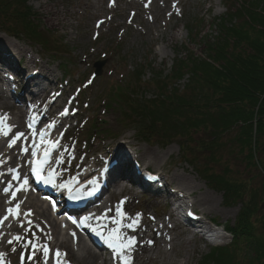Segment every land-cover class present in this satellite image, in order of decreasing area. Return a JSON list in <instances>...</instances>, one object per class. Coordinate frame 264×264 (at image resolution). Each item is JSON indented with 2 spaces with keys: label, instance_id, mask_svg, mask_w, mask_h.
<instances>
[{
  "label": "rangeland",
  "instance_id": "374dc122",
  "mask_svg": "<svg viewBox=\"0 0 264 264\" xmlns=\"http://www.w3.org/2000/svg\"><path fill=\"white\" fill-rule=\"evenodd\" d=\"M28 5L39 18L41 25L55 37L54 40L61 43L65 39L66 49H64L68 51V54L57 55L60 62H54L46 53L42 52L43 57H41L39 48L30 47L25 41H17L1 32L2 45L0 46L3 49V47L7 48L11 42L19 43L35 59L34 67L39 69L40 66L45 65L51 68L53 77L49 78L53 80L55 77V80L52 83L48 81L49 89L56 90L58 99L63 100L65 107L62 111L72 104L69 116L67 119H62L64 123L61 129L66 132L59 158L63 160V173L73 174L77 171L83 173L85 169L89 170L93 167L94 161L100 157L101 163L96 164L99 169L106 160H109L106 157L111 149L124 147L128 152L126 157L132 158L131 161L127 158L128 163H125L129 164L132 170V173H127L130 180L139 183L136 175L139 171H149L151 174L160 175L162 186L156 195L149 192L143 193L137 187L134 189L128 182L122 183L121 180L115 179L119 182L116 184L120 185L122 192L119 189L110 191L113 194L111 207L104 210V222L110 224L112 228L119 227L122 232L124 222L127 225H132L133 220H137L135 224L143 226L146 238L153 236L151 230L157 224L165 222L168 226L172 219L181 222L177 232L171 231L172 236L185 231L186 227L183 225L185 221L180 215V211L182 214L185 213L181 209L177 212L179 217L175 218L172 209L175 205L174 202L180 201L174 195V191H178L180 194L186 193V195L187 192L180 191L183 190V182L180 186L169 181L167 185L165 181L166 179L171 180L174 175H182L191 184L190 189L193 195L190 201L194 204L192 203L193 206L190 210L206 222L202 228L208 229V231L217 229L220 231L225 227H233L241 210V202L236 199L225 202L222 193L213 190L209 183L199 175V171L204 169L206 175L214 178L217 173L220 174L221 170L228 168L229 176L232 179L244 182L240 184L246 185L251 192L260 194L261 200L257 202L258 211L253 219L257 223L255 230L257 234L264 235V151L262 150L264 137H256L255 141L259 147L257 146V155H253L255 158L253 157L252 162L246 158L249 154L248 149H242L236 143L240 134L236 127L220 137V144H224V146L218 149L216 154L211 155V152L208 151L200 153L204 159V163H200V166L183 164L177 144V140L184 138L183 136L169 137V146L165 148L160 145L139 142L132 128H126L119 124L116 111L106 110L102 105L104 100L106 103L109 101L111 89L114 90L113 95L120 94L121 91L124 92L123 83L127 80L132 82L133 78L142 72L143 78L142 81H139L141 84L144 83L143 89L146 90L147 99L155 98L154 87L158 80L159 86L164 80V83H172V97L166 98L171 104L176 100L178 102L189 100L194 104L196 99L202 96L199 107H203L202 103L205 102L203 99L206 96L215 97L216 94L205 88L204 83L198 77L193 76L192 63L206 62L208 58L211 60L208 54L212 53H208V47L215 43L216 38L218 39L221 24L224 27L234 25L238 31L246 35L250 34L252 38L256 39L255 41L264 43V39L257 33L261 28L256 26L252 30L253 26L248 19V17L251 18L253 9L264 10V0H28ZM242 9H244L243 12ZM227 13H232V15L226 18ZM244 43L238 45L230 43L228 54L238 55L241 47L242 50L245 49L246 44ZM2 49H0L1 65L5 64L16 70L14 74H17L18 77H14V88L19 91L25 82L21 78L29 76L28 72H31L30 69L34 67H25L28 55H22L24 60L19 55L18 58L17 56L11 58L9 52H2ZM64 56L66 58H63ZM6 59L11 60L10 64ZM61 59L69 60V65L64 66ZM100 60H104L105 65L101 75L95 77L93 64ZM214 65H218V63ZM63 66L69 70L70 75L67 78L64 77ZM176 71L177 73H175ZM64 99H66V103ZM8 104L14 105L12 101ZM15 109L17 108L14 107L13 110ZM4 112L9 113L0 110V114ZM180 125L182 126H175L179 134H184L181 131L185 130L188 132L192 126L195 127V125L185 122ZM185 126H188L187 129ZM198 127L200 128L197 129ZM198 127L195 128L198 131L189 132L190 137L193 138L196 145L209 144L212 137L209 135L211 132L206 126L198 124ZM92 128H95V131L89 132ZM253 143L255 144V142ZM4 151L6 149L0 150V155ZM153 155H156V161H151ZM219 156L221 157L220 167L215 165V159ZM15 165L14 161L11 165H7V170L1 171L0 175L6 174L4 176L6 181L10 177V170ZM137 167L142 170H136ZM123 168H125L124 165ZM117 170L122 171L121 167L120 169L116 168ZM204 196L208 197V200L195 203L197 199ZM121 201H123L122 204ZM118 205L125 214L119 225L112 223L114 219H120L116 214ZM181 205L183 207L184 204L181 203ZM174 222L176 223V221ZM127 230L129 232L136 231L132 227H127ZM35 231L27 233V228L20 225L15 233L16 236L23 233L26 234V238H35L34 240H36ZM37 231H40L39 227H37ZM192 235H195L194 242L184 257H181L182 250L176 244L171 252L167 251L168 246L163 243L162 251L172 255L169 257L176 260L178 264H183L184 258L188 264H210L212 261H214L213 264H220L217 257L218 250L225 251L224 254L227 257L225 259L227 263L223 262L225 264L229 262L231 264H249L250 262L251 254L248 248L241 247L240 243L239 247L234 250L230 244L231 238L228 233H224L225 236L221 240H210L213 244L206 243L195 233ZM8 238L9 236L4 241L6 248L1 250L5 252L3 264H22L21 256L24 249L7 247ZM25 241L27 239L24 240L23 245L27 246ZM142 242L149 245L145 239ZM148 249L149 252L145 256H157L155 250L150 252L151 247ZM43 255V250L34 258L33 255L28 254L25 264L50 263V260L45 262ZM103 257L98 255L99 262ZM233 257L234 259L231 261ZM156 259L151 264H161V259L159 257Z\"/></svg>",
  "mask_w": 264,
  "mask_h": 264
},
{
  "label": "trees",
  "instance_id": "16d2710c",
  "mask_svg": "<svg viewBox=\"0 0 264 264\" xmlns=\"http://www.w3.org/2000/svg\"><path fill=\"white\" fill-rule=\"evenodd\" d=\"M227 14L226 18L232 15V13ZM33 17L31 8L27 6V0H0V27L7 26L12 32L21 29L25 33L46 39L37 31ZM248 19L253 26L252 30L256 26L261 28L257 33L264 39V10L253 9L251 18L248 17ZM229 26L224 27L221 24L222 29L219 28L218 39L216 38L215 43L208 47V53H212L208 54L211 60L208 58L206 62L192 63L193 76L198 77L204 83L205 88L216 94L215 97L206 96L203 99L204 108L199 107L202 96L197 98L194 104L189 100L186 102L176 100L171 104L166 98L172 97V93L167 94V91L172 92L173 90L172 83H164V80L161 86L158 85L159 80L157 81L155 85L157 94L153 99L142 97L140 100H133L132 98L136 97L137 93L131 91L133 88L131 85L125 87L124 92L116 94V102L126 106L122 112L124 122L127 125L135 123L134 128L137 130L136 135L139 139L167 145L170 142L169 137L181 135L184 138L177 140L181 161L200 166L204 163L200 153L208 151L211 155L216 154L218 149L224 146L220 144V137L238 127L240 134L236 143L242 149H248L249 154L246 158L252 162L258 150L256 137H264V43L255 41L256 39L250 34H243L234 25ZM230 43L231 45L244 43L246 47L244 50L239 47V54L232 55L228 54ZM202 45L206 48L203 43ZM215 63L218 65L215 66ZM142 74L141 72L136 76V81L139 82L137 84H141L139 80L143 77ZM139 86L137 85L138 88ZM182 122L195 125V127L192 126L188 132L185 130L181 131L184 134H179L175 126H182L180 125ZM198 124L206 126L211 132L209 135L212 137L209 144L196 145L190 137L189 132L198 131L195 129ZM185 127L187 129L188 126ZM262 150L264 151V145ZM220 160V156L215 159L216 166L220 164ZM204 172L205 170L201 169L199 175L209 183L213 190L222 193L225 202L234 199L241 202V210L236 218L235 226L227 227L232 236V248L235 250L241 243V247L245 246L250 251L249 264H264V235L257 234L255 231L257 223L253 219L258 211L257 202L261 200L260 194L251 192L246 185L240 184L244 182L232 179L228 168L221 170L220 174L217 173L214 178ZM224 252L220 250L217 252L220 264L226 262L227 257ZM233 259L234 257L231 261ZM213 263L214 261L210 264Z\"/></svg>",
  "mask_w": 264,
  "mask_h": 264
},
{
  "label": "bare ground",
  "instance_id": "6f19581e",
  "mask_svg": "<svg viewBox=\"0 0 264 264\" xmlns=\"http://www.w3.org/2000/svg\"><path fill=\"white\" fill-rule=\"evenodd\" d=\"M41 5V4H40ZM8 49L6 47L0 46V49H2V52H6L9 51V53H11V56H17L18 55L21 56L20 58H22L23 54L28 55V61L27 64L29 67H34L36 64L35 59L30 55V53L22 46L20 45H15V43H9V45H7ZM19 58V59H20ZM10 60V59H9ZM9 60H7V63H9ZM34 69H37V67L30 69V71L32 72ZM31 72H28V74H31ZM53 70L45 65H42L39 67L38 70V75L42 77V79L44 81H49V82H53L55 80V77L53 80H50L49 77H53L52 74ZM11 80L12 81V77L9 75H0V82L1 83H5L6 80ZM26 81H30L28 84H30V86L32 85V83H34L33 86L36 85V83H41L44 82L42 80H37L34 81L33 79H27ZM28 84H24V86H28ZM47 84V83H46ZM47 88V86H46ZM44 89L42 88L40 93H38L37 91H35L36 94V98H40L43 99V101L45 102L46 97L49 96L50 91L49 89ZM5 90V91H4ZM33 91V90H31ZM39 94V95H38ZM7 100H12L13 97L10 95L8 88H4L3 85H1L0 87V110H7V111H12L13 114V119L11 118V122L15 124V128L20 129V133L23 131V129L25 130V128H22L23 126V118H24V112L21 109H15L13 110V107L11 105H8ZM63 100H58L57 98H54L53 101H51L47 106V110H41V111H45L49 116H51V118H55L56 114L60 111V107L63 106ZM18 105V104H17ZM30 106L32 107H36L33 108L34 111H37V107L35 103H31ZM20 107H24L22 105H20ZM53 113V114H52ZM8 123V121L6 122ZM62 124V121L60 122L59 125ZM51 129V127H47V129ZM52 143H55L56 146L53 147L54 151H58L60 149V145L57 143L56 139H52L50 142V145ZM1 145V142H0ZM19 145L14 146L8 153H3L1 156H3V164L2 167H6V163L9 164L10 161L13 160V154L16 153L17 149H18ZM113 152L111 153V158H118V159H122L123 157L126 158V155H128V152H126V150L124 149V147H115L112 149ZM152 153V152H150ZM7 155L10 156V158H7ZM21 163H23V159H25L26 154L21 155ZM151 161H156L157 157L156 155H153V157H151ZM0 161H2V159H0ZM15 162H17L16 160H13ZM101 163V158H97L94 163L92 164L93 167L90 168V173L94 174L95 177L92 179L93 187L97 186L98 184L100 185L101 182L106 181L105 182V189L108 186H113L114 188L119 189L122 192V189L119 187V185H117L116 183L118 181H116L115 179H121V178H126V176L124 174L121 173V171L117 170L111 171V175L112 177L108 180L107 177L102 176V174L100 175L99 173V169L96 167V164H100ZM19 164V162H18ZM0 165V166H1ZM19 169H21L22 172L25 171V169L22 167V164H19ZM147 170V169H146ZM1 171V169H0ZM83 174V173H82ZM128 176V175H127ZM100 177V178H99ZM156 177H160V175H156ZM130 180V178H129ZM166 184L168 185V181L169 182H175L177 183V185L182 184L183 182V190L180 191H186L185 194H180L178 191H176L177 197L180 199L179 203H183L185 208L190 209L194 202H191L190 199L193 195V193L191 192L190 186L191 184L188 183V181L185 180V178H183L182 175H174L171 180H165ZM5 182V179L3 177L0 178V219H3V223L0 225V253L1 250H4L5 247V240L7 239V237L15 232L19 225L22 223L24 224V226H28L30 228V230H36V227H40V232L38 234L39 237V241L41 243H46L48 244V247L51 248V250L54 252L57 250L62 254V256L60 257H56L57 255L55 254L52 260H50V263L48 264H57L58 260L60 261V264H120V260L114 256L113 250L110 247H106L107 250H105V248H101V250L103 251H108L109 254L106 258H103L101 260V262H99L98 256L95 254L96 250H94V248L92 247V244L90 240L87 241L88 246L86 247L83 244L82 238L78 237L75 233H73V231L70 230H65L63 231V234H61L60 232V224L52 217V214L49 213L47 206L44 204V202L38 201V199L36 197H31V196H27L24 200L22 197L16 196V198H13L12 201H9L10 203H7V206H12V213H7L6 214V208L3 205V201L5 199L8 193V191L2 190L1 186L3 185V183ZM13 183V182H12ZM181 186V185H180ZM15 190V188L13 189ZM108 191V189H106ZM119 192V193H121ZM24 195V194H22ZM112 196L113 194H109L108 195V199L104 200L102 198H100V203H95L93 202V204L95 203V206H97V213L96 214H100V212L104 211L105 208H109L111 207V200H112ZM97 197V196H95ZM100 197V195H99ZM208 200V197H202L201 199H197V201L195 203H200V201H206ZM193 203V204H192ZM98 204V205H97ZM101 204V205H100ZM101 206V207H100ZM180 207L176 208L173 207V211L174 212H178L180 211ZM202 212L204 213V209L202 210ZM15 214L18 215L17 219L13 217V215ZM203 215V214H201ZM101 217V216H99ZM175 217V215H174ZM173 218V216H172ZM63 219V218H62ZM201 224L198 223V225L200 226H205L204 224L206 223L205 221H203L202 217H199ZM176 221V223L174 222ZM173 224V225H172ZM180 224L181 222L177 219H172L170 225H166L165 222L163 223H159L156 225V227L154 229H152V234L153 236L150 238H146L144 231H143V226L142 225H136V224H132V228L136 229L135 232H129L127 230V224L124 222L122 224V227L124 228V230L120 233L121 235L127 239V238H131L134 237L135 238V244L132 246V248L130 249V252L128 253V255H130L131 258V264H151L154 263L157 259L156 258H160L161 259V264H178V262L176 260H172V258H170L172 255H170L169 253H167L166 251H162V244L165 243L168 246V250L167 251H171L173 252L174 250V245L176 244V246H178L181 250V257H184L187 254V251L189 249V247H191V244L194 242V236L192 234L188 233V228L185 231H181L177 234H175L174 236L171 235V231H175L177 232V230H179L180 228ZM164 227H166V229H164ZM74 234V235H73ZM183 235V236H181ZM199 235V234H198ZM199 238H203L202 235L198 236ZM145 239V242L148 243L151 241V244L146 245L145 243L142 242V240ZM149 247H151V251L155 250L154 252L156 253L157 256L153 257V256H145L146 253L149 252ZM89 248V250H88ZM91 249V252H90ZM79 250L77 253L76 251ZM93 251V253H92ZM3 257L0 258V261L4 258V254L5 252L2 253ZM170 256V257H169ZM57 258V259H56ZM56 259V261H55ZM188 261L186 260V258L183 259V264H188ZM157 263V262H156Z\"/></svg>",
  "mask_w": 264,
  "mask_h": 264
},
{
  "label": "snow or ice",
  "instance_id": "6c2138e0",
  "mask_svg": "<svg viewBox=\"0 0 264 264\" xmlns=\"http://www.w3.org/2000/svg\"><path fill=\"white\" fill-rule=\"evenodd\" d=\"M65 111H67V110H65ZM3 123H4V118H0V124H3ZM52 126L53 125H49V127H52ZM19 135H23V134L21 133ZM19 135L16 137L17 139L19 138ZM40 135H41V137H43L44 136V133L41 132ZM14 143H15V140H13L9 144V147H11L12 144H14ZM55 146H56L55 143H52L50 145V147H55ZM35 155H36V153L33 152V156H35ZM44 155H45V160L40 161V163L33 169V172L37 176L38 179L41 178V173H42V168L40 167V164H43V163L46 162V158L49 155V152L46 151ZM53 175L54 174L50 172L49 175H48V177L45 179V182L46 183H51L52 180H53ZM25 184H27V180H25ZM61 187H65V185H61ZM5 191H7V189H5ZM14 195L15 194H13V196ZM122 203H123V201H121V204ZM8 211H9V213H12L13 212L12 209H9ZM116 214H117V217H119L120 219H114L112 221V223L119 225L120 224V221L123 220L124 217H125V214L121 210V208H120L119 205L117 206ZM87 220H88V218L86 217L83 221H80V223L81 224H84V223H86ZM135 223H137V220H133V224H135ZM127 227H130L131 228L132 225L131 224L130 225H127ZM91 230L94 233H96V235L100 236L101 239L105 240V242L108 244V246L113 250L114 256L117 257L120 260V264H131V258H130V255H128V253L130 252V249L132 248V246L135 244V238L134 237L125 239L121 235L119 227L111 229L108 232L107 236H105L97 228H92ZM15 239L16 240H20L21 238L17 236V237H15ZM9 243H11V241H9ZM149 244H151V241L149 242ZM42 250L45 253V257H47V253H48L47 247L46 246L43 247ZM56 255H57V257L62 256V254L58 250L56 252ZM2 257H3V254L0 253V258H2ZM57 264H60V261L59 260H58Z\"/></svg>",
  "mask_w": 264,
  "mask_h": 264
},
{
  "label": "water",
  "instance_id": "95a60500",
  "mask_svg": "<svg viewBox=\"0 0 264 264\" xmlns=\"http://www.w3.org/2000/svg\"><path fill=\"white\" fill-rule=\"evenodd\" d=\"M102 65H103L102 63H99V64L96 65V67H97V73L100 72V69H101Z\"/></svg>",
  "mask_w": 264,
  "mask_h": 264
}]
</instances>
